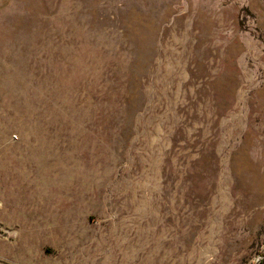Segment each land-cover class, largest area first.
<instances>
[{
	"label": "rangeland",
	"instance_id": "rangeland-1",
	"mask_svg": "<svg viewBox=\"0 0 264 264\" xmlns=\"http://www.w3.org/2000/svg\"><path fill=\"white\" fill-rule=\"evenodd\" d=\"M0 264H264V0H0Z\"/></svg>",
	"mask_w": 264,
	"mask_h": 264
}]
</instances>
